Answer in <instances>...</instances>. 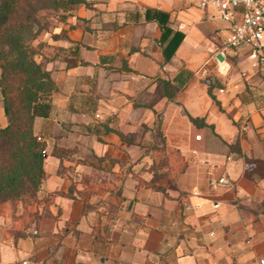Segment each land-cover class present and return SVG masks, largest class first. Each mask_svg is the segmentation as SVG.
<instances>
[{"label": "crops", "instance_id": "crops-1", "mask_svg": "<svg viewBox=\"0 0 264 264\" xmlns=\"http://www.w3.org/2000/svg\"><path fill=\"white\" fill-rule=\"evenodd\" d=\"M85 1L55 10L33 41L57 85L34 122L47 144L38 194H58L29 205L42 219L20 232L11 207L0 213V264H259L264 68L246 47L211 56L230 27L212 7ZM146 9L185 33L168 61Z\"/></svg>", "mask_w": 264, "mask_h": 264}, {"label": "trees", "instance_id": "trees-1", "mask_svg": "<svg viewBox=\"0 0 264 264\" xmlns=\"http://www.w3.org/2000/svg\"><path fill=\"white\" fill-rule=\"evenodd\" d=\"M79 4L87 5V1H49L54 11H67L72 5ZM145 14L148 21L159 25L164 60H170L185 33L171 27L166 11L146 9ZM37 22L31 0H0V93L7 119V123L0 127V213L5 214L11 207L15 220L13 229L19 232L42 219L41 215L27 211L29 205L48 206L58 194L51 192L42 197L38 194L47 177L44 168L47 144L35 133L34 122L38 116H48L49 97L57 90V85L51 72L36 59L41 50L39 45L33 44L40 29H35ZM165 89L172 97L169 84ZM191 120L195 125L200 123L198 118L191 117ZM158 135L162 137L161 133ZM155 149L164 151L163 147ZM67 153L58 147L52 151L58 157ZM20 204L23 213L16 215Z\"/></svg>", "mask_w": 264, "mask_h": 264}, {"label": "built area", "instance_id": "built-area-1", "mask_svg": "<svg viewBox=\"0 0 264 264\" xmlns=\"http://www.w3.org/2000/svg\"><path fill=\"white\" fill-rule=\"evenodd\" d=\"M201 9L212 7L218 16L230 23L228 36L209 52L221 62L237 56L239 49H248V58L253 68H264V0H185ZM237 14L240 20H236ZM223 91V90H221ZM39 139H42L39 137ZM211 184H225V178L211 180ZM264 264V259L259 260Z\"/></svg>", "mask_w": 264, "mask_h": 264}, {"label": "rangeland", "instance_id": "rangeland-1", "mask_svg": "<svg viewBox=\"0 0 264 264\" xmlns=\"http://www.w3.org/2000/svg\"><path fill=\"white\" fill-rule=\"evenodd\" d=\"M33 3L34 8L36 9V16L38 17V22L35 25V29L37 27L43 28L46 26L48 21H52L51 15L54 13V10L49 6L50 0H31ZM47 17H49V20L47 21ZM47 21V22H46ZM215 24L214 21H210L207 23H204L202 25H198L199 28L203 29V26L205 28H208L209 25ZM2 95L0 93V127L4 126L7 122L6 117L2 113Z\"/></svg>", "mask_w": 264, "mask_h": 264}, {"label": "water", "instance_id": "water-1", "mask_svg": "<svg viewBox=\"0 0 264 264\" xmlns=\"http://www.w3.org/2000/svg\"><path fill=\"white\" fill-rule=\"evenodd\" d=\"M210 82V80L209 79H207V83H209Z\"/></svg>", "mask_w": 264, "mask_h": 264}]
</instances>
